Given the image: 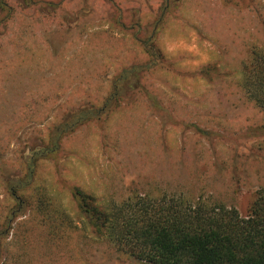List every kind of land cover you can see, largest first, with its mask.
<instances>
[{
	"label": "rangeland",
	"instance_id": "1",
	"mask_svg": "<svg viewBox=\"0 0 264 264\" xmlns=\"http://www.w3.org/2000/svg\"><path fill=\"white\" fill-rule=\"evenodd\" d=\"M6 1L14 10L13 19H18V3L26 0ZM120 1L106 2L117 6ZM251 1L257 4L255 11L247 9L242 13H231L219 8L221 2L230 3L229 0H140L141 10L135 15L141 23L132 32L140 29L137 33L144 46L167 37V29L161 28V24L157 26L152 17L146 16L149 9L155 20L171 21L175 41L170 47L173 52L184 53V57L189 58L186 61L178 59L170 66L169 77L176 82L174 92L156 83L152 75L158 72V65L154 63L158 59L149 60V54L135 39H114L109 33H95L91 27H84V32H78L80 37H74L80 41L82 50L76 46L63 48L61 41L53 36L54 31L45 32L35 40L19 38L23 44H18L17 36L10 37L11 43L8 42L9 47L4 50L7 34L12 29L10 26L8 29L7 23H0V32L4 31L0 35V98L4 96L2 103L0 101V203L7 192L8 181L19 179L21 152L29 154L31 149L47 140L46 130L61 124L62 112L75 100L71 93L78 89V93L84 95L80 101L85 105L80 106L81 111L72 113L78 114L76 119L80 120L77 125L82 129L81 133L73 143L70 140V147L59 141V146L67 153L73 150L72 155L58 160L59 148H55L50 154L51 159L41 161L36 167L33 179L36 184H45L69 207L76 204L71 192L59 183L64 178L82 183L85 189L103 200V204L145 190H153L156 194L157 190L174 191L182 186L184 192L195 190L199 193L204 188L208 194L213 193L214 197L246 215L256 190L264 186V112L256 108L239 87L242 60L238 59L244 53L245 41L243 38L237 40L238 35L234 34V28L241 25L254 26L252 32H256V27H259L258 33L264 29V6L258 5L263 3ZM76 2L80 6L100 8L99 12H93L94 18L89 25L100 30L106 27L107 31L112 30V35L122 33V25L118 22L120 12H111L109 4L103 0ZM29 3L35 9L43 5L42 0H29ZM0 15L5 16L6 11L0 10ZM47 21L53 23L54 18L48 17ZM110 21H116V24ZM225 30L231 35L226 40L233 39L235 44L220 42H225ZM259 35L261 38L255 45L264 43L262 34ZM252 45L245 47L248 52ZM49 59L53 61L50 63ZM68 69L74 73H69ZM118 69H125L126 73L115 75L114 82L132 77L129 85L119 91V98L152 102H132L120 109L121 114L112 117L108 112L91 117L103 102L100 93L105 89L102 88L103 81L108 88L107 78H112L110 70ZM19 72H23V76ZM17 73L19 78H14ZM120 77L122 79L118 80ZM28 84L30 87L25 91L30 94L22 89L17 91V86L23 88ZM5 87L9 93L17 91L11 109L8 99V103L5 101ZM113 88L110 87L108 98L114 93ZM45 90L49 92L47 98L42 92ZM26 95L21 102L20 98ZM157 100L167 101L165 111L171 122L168 126L164 124V108ZM9 111L12 124L5 120ZM157 114L162 115L158 124L154 120ZM37 116H42L39 120L42 121L41 128L36 127ZM29 120L33 123L27 126ZM114 124L118 125L120 137L111 133L107 138L104 130L111 125L115 128ZM97 131L102 134L101 138ZM90 132L92 135L88 138ZM84 150L87 152L83 153ZM73 171L77 178L72 176ZM5 217L3 213L0 219ZM31 230L33 237V228ZM43 233L48 234V240L58 238L49 225L43 228ZM20 234L13 239L14 246L10 251L13 264L19 239H25L20 238ZM71 234L66 238L62 236L63 245L46 261L45 254L42 259L39 252L46 248L45 238L38 236L23 249L25 254L21 264H32L34 260L33 264H146L118 252L107 240L96 239L80 230Z\"/></svg>",
	"mask_w": 264,
	"mask_h": 264
},
{
	"label": "trees",
	"instance_id": "2",
	"mask_svg": "<svg viewBox=\"0 0 264 264\" xmlns=\"http://www.w3.org/2000/svg\"><path fill=\"white\" fill-rule=\"evenodd\" d=\"M252 46L240 69L238 84L245 97L264 112V43ZM119 95L116 89L98 115L111 110V102ZM73 115L71 112L56 130L49 150L23 156L24 172L17 181L7 183L5 197L14 202L0 203V216L6 215L0 228V264H13L10 251L21 227H76L62 200L33 181L38 161L58 148L63 133L70 132ZM181 187L157 190L156 194L153 190L137 192L104 206L78 187L73 197L78 201L83 228L107 240L118 252L146 264H264V186L256 190L246 215L204 188L197 193L184 192ZM24 216L27 218L17 226L12 225ZM22 248L17 246L14 264L24 257Z\"/></svg>",
	"mask_w": 264,
	"mask_h": 264
},
{
	"label": "crops",
	"instance_id": "3",
	"mask_svg": "<svg viewBox=\"0 0 264 264\" xmlns=\"http://www.w3.org/2000/svg\"><path fill=\"white\" fill-rule=\"evenodd\" d=\"M225 1V0H224ZM230 1V3L228 2V3H220L219 4V8L222 10V11H228V12H236V13H242V12H244L245 10H247V9H250V10H254L255 11V5L257 6V4H256V2L255 3H251L252 1L251 0H229ZM253 1H256V0H253ZM259 1V0H258ZM262 1V3L263 4H258L259 6H264V0H261ZM260 2V1H259ZM19 7H18V11L20 12V14H18V19H13L14 18V16H12L11 15V18L8 20V23H7V25H8V29H9V26H10V28L12 29V30H10L9 31V33L7 34L8 35V37H7V40L8 41H6V45L7 46H4V50L5 49H7L9 46H8V42L9 43H11V40H10V37H13V36H17L18 38H17V40H18V44H23L24 42H23V40H20L19 38H22V37H27L28 38V41H30V40H35V39H38V37L41 35H45V32L46 33H51V32H53L54 31V33H53V36H56L60 41H61V46L63 47V48H70V47H78L79 49H83V46H81L80 45V41L78 40V39H75L74 37H80V35L79 34H77V35H74V36H71V37H66V34L63 32V30L62 29H57V28H55L54 27V25H53V23H48V21H47V18H48V16H47V14H45V12H42L41 10H40V7H38L37 9H35V8H31L32 6H31V4L28 6V8H25V7H23V5H18ZM258 6V7H259ZM140 11L141 10V8H140V6L136 3V0H135V2L133 3V1H131V2H126V0L123 2V3H121V10L119 11L120 12V14H121V18H122V21L123 22H125V27H123V26H121V29H123L122 30V33L120 34V33H114V35H112L113 34V32H112V30H106V27H104V28H102V30H100L99 29V27H97V26H91V30H94L95 31V33H99V32H104V33H109V35L111 36V37H114V39H128L129 41H130V39L132 38V39H135V41L136 42H138L137 44L138 45H141V47L145 50V52H147L148 54H149V60H151V59H153V57H155L154 56V54L156 55V57H157V61L156 62H154V63H157V70H158V72H157V74L156 75H152L153 77H154V79H155V81H156V83H158L159 85H161V86H163V87H166V88H168V90H170V92H174V89L176 88V86H175V83H174V81H172V79L169 77V73H170V71H171V68H170V66H171V64H172V62H174V61H176V60H178V59H181V60H184V61H186V60H189V58H185L184 57V53H175V52H173V48L172 47H170V44H172V42L173 41H175V37H174V35L172 34V32H173V28H172V26L170 25L171 24V21H166V22H163L162 20H160V19H156L155 20V16H154V14H153V12H151V11H149V9H148V15H146L147 17H152L153 18V20L154 21H156V25L157 26H159L160 24V27L161 28H166L167 30H166V34H167V37H166V35L164 36V40H163V38L162 39H156V40H153L152 41V43H151V45H152V49H148L146 46H144V44H143V42L141 41V38H138L137 36H135V34H133V32L132 31H130V29L129 28H127V27H129L130 26V24H131V22L135 19V17H134V15H135V12L136 11ZM258 10H261V8H258ZM14 11V10H13ZM94 11L95 12H99L100 11V8L99 7H97V8H95L94 9ZM31 13V14H30ZM127 13H129V18L127 17ZM155 17V18H154ZM161 17V16H160ZM50 18V17H49ZM127 18V19H126ZM128 20V21H127ZM161 22H160V21ZM127 26V27H126ZM225 27H226V25H225ZM242 27H244L243 28V31H239V29L241 28L242 29ZM108 28V27H107ZM233 28V27H232ZM258 28L259 27H256V32H252V29H254V26H252V25H241V27H235L234 28V34H237L238 35V39L237 40H240L241 38H243V40L245 41V46H244V48H243V51H244V53L241 55V57L238 59V60H242V63H241V65L239 66L240 67V69L242 68V66H243V62L247 59V57L249 56V53H250V51L248 52L247 51V49L245 48V47H247V45L248 44H253V45H255V43L257 42V41H259V39L261 38L260 37V35L259 34H262L261 36H263V38H264V29L263 30H260V33H258ZM237 30V31H236ZM89 31V30H88ZM169 33L171 34V35H169ZM246 33H248V35L249 36H247V34ZM115 34H117V35H115ZM6 36V35H5ZM224 36H225V42L223 41V40H220V42L221 43H234V40L233 39H229V40H226V38L227 37H231V35L230 34H228L227 32H226V30H225V34H224ZM247 36V37H246ZM137 37V38H136ZM254 37V38H253ZM167 38V39H166ZM251 38H253V39H255V40H251ZM221 39H224V38H221ZM251 40V41H250ZM71 41V42H70ZM219 42V44L221 45V43ZM235 44V43H234ZM263 44V43H262ZM253 46H251V48H252ZM137 49V48H136ZM3 53H4V51H3ZM2 53V54H3ZM1 54V55H2ZM97 54H99V53H97ZM101 54V53H100ZM99 54V55H100ZM50 63L53 61L52 59H49L48 60ZM22 65L19 63V67H21ZM63 70H67V69H63ZM122 69H118V70H115L114 72H111V70H110V73H111V79L109 78V76H108V80H109V87L107 88L106 86H105V80L103 81V85H102V88H105L104 89V91L102 92H100V93H102V97H103V102H102V104H101V106L99 107V108H97L92 114H91V117H94L95 115H97L99 112H100V110L103 108V106H104V103L106 102V100H107V98H108V96L110 95H108V93H109V90H110V87L111 86H114V76L115 75H118V73L121 71ZM68 71H69V73H71V74H73L74 72H72L73 70L72 69H68ZM67 72V71H66ZM77 72H78V70H77ZM20 74H21V76H23V72H19ZM19 73H17V74H15V75H13V77L14 78H19ZM140 73H142V72H140ZM139 73V74H140ZM161 74V75H160ZM27 81V80H26ZM25 81V82H26ZM1 84V83H0ZM177 84H180V83H177ZM105 86V87H104ZM30 87V84H28L27 86L25 85L23 88H20V87H18L17 86V91H20L21 89V91H23V92H26L25 90L27 89V88H29ZM108 89V90H107ZM73 90H77V92H75V93H71L72 94V99H75V100H73L72 101V104H70V106H68L67 108H66V110L64 111V112H62V114H61V116H60V125H53L51 128H49L48 130H46V131H48V137H47V140L46 141H42L40 144H39V146H37V147H35L34 149H31L30 150V153L28 154V152L27 153H25V152H21V154H20V159H21V161L23 160V156L24 157H26V156H30V155H32L35 151H43L44 152V150H49L50 149V147H51V144H50V140H51V138H52V136H53V133L64 123V121H66V119H67V117H68V115L71 113V112H74V111H78V109H80V106H83V105H85L84 103H83V101H80V99H82V98H84V95H80L79 93H78V89H73ZM16 91V92H17ZM4 92L6 93L5 95H6V99H5V101L8 103V101H9V104L10 105H8V107L11 109V108H13L14 107V101L16 100L15 98H14V93H16V92H12V93H9L8 92V88H6L5 87V90H4ZM43 92V95L45 96V98H47L48 96H49V92L47 91V90H45V91H42ZM27 93V95L28 94H30L29 92H26ZM27 95L26 96H24V97H21L20 98V100H21V102H22V100L24 99V98H26L27 97ZM108 95V96H107ZM3 99H4V96L2 97V98H0V101H1V103H2V101H3ZM7 99H8V101H7ZM138 101H141L142 103H147V104H150L152 101H148V100H141V99H138V100H134V99H132V100H130V101H125V100H123V99H121V98H116V99H114L112 102H111V110H109L108 111V114H110V117H112V115H114V116H116L117 115V113H119V114H121L122 113V111L120 110V109H122L123 107H126V106H128L129 104L131 105L132 104V102H138ZM158 104H160L161 106H163V108H164V111H162V115H164V117H165V122H164V124L166 125V126H168L169 124H171V122H170V119L168 118V113L165 111V108L167 107L166 105H165V103H167V101L165 102V101H163L162 102V100H157L156 101ZM3 106V105H2ZM27 109V108H26ZM9 113H11L10 111L7 113V118L5 119L6 121H7V123H11L10 122V117H9ZM107 113V112H106ZM93 115V116H92ZM162 115H160V114H157V116L154 118V120H155V122L158 124L159 123V121L161 120V118H162ZM48 117L49 116H47L46 117V119H48ZM76 117L78 118V114L77 115H73V117H72V122H73V124L74 125H72V128L70 129V132H65V133H63L62 134V136L60 137V140L59 141H62L63 143L64 142H66L67 143V145H68V147H70L69 146V142H70V140H71V142L73 143L77 138V136L81 133L80 132V130H82L77 124L78 123H80V120H77L76 119ZM42 118V116H37V122H38V124L36 125V127H39V128H41L40 127V123H42V121L40 122L39 120ZM179 119V118H178ZM77 120V121H76ZM27 123V122H26ZM25 123V124H26ZM31 123H33L32 121H30L29 120V122L27 123V126L28 125H32ZM12 124V123H11ZM82 125H83V123H81ZM115 125V128H114V126L113 125H111L110 127H106L105 128V130H104V134L105 135H107V138H109L110 136H111V133H112V136H115V137H117V136H119L120 137V135L118 134V131H117V128H118V125H116V124H114ZM166 126H165V128H166ZM162 128V127H161ZM35 131H36V128L34 129ZM96 134H97V136H99L98 138H101L100 136L102 135V134H100L98 131L96 132ZM118 134V135H117ZM92 135V132H90V135H88V138L90 137ZM109 136V137H108ZM88 140V139H87ZM88 142V141H87ZM58 148H59V153H58V156H57V158H58V160H59V158H68V157H70L71 155H72V151H70V153H67V151H66V149H62V146L60 145V146H58ZM71 149H72V147H71ZM74 149H76V148H74ZM88 149H89V142H88ZM87 149V150H88ZM87 150H84L83 151V153L84 152H87ZM81 152H82V150H81ZM137 154V153H136ZM46 159H51L50 158V155H45L44 154V158H42L41 160H39L38 161V163H37V166H38V164L39 163H41V161H43V160H46ZM22 164V167H21V173H20V175H19V177L22 175V172H24V170H25V168L23 167V163H21ZM36 166V167H37ZM36 169V168H35ZM62 173H64V172H62ZM72 176H74V178H77L76 176H75V173H74V171H73V175ZM62 177H63V175H62ZM80 177V176H79ZM78 177V178H79ZM35 178V177H34ZM34 181V183H35V180H33ZM75 182V181H74ZM74 182H71V181H68L67 179H63V180H61L59 183L61 184V185H63V187H65L67 190H69L70 192H71V195H72V199L74 200V202H75V206H73V207H69L64 201V199L62 198V197H60L61 198V200H62V203L64 204V207H66L67 208V210H68V212H69V214H70V217H72L73 219H71L72 220V223H73V225L75 226L76 225V227H70V228H67V229H62V228H58V229H53L52 227L50 228V226H49V229L52 231V233L54 232L55 234H53V235H55V236H58V238H56V237H54V239L52 238V239H49L48 240V237H47V233L45 234V233H43V228H46V226L45 225H39L40 227H36V228H34L33 229V237L31 236V233H32V230H31V228H29V232H28V228H21V229H19V231H22V234H20V238H27V241L24 239V240H21V239H19V242H20V245L18 246V248L20 249V246L21 247H23L22 249H27V244L29 243V242H31L32 240H34V239H36L38 236H43L44 238H45V249H40L39 250V252L40 253H42L41 254V258L43 259V254H45V257H44V259H45V261L46 260H50V258L52 257L51 256V253H53V252H57V248L58 247H60L61 245H63L62 244V241H63V239H62V236H65V238L67 237V236H71L72 234V232H75V231H78V230H80V231H83L84 233H86L87 235H93L94 237H95V235L91 232V230L90 229H85V228H83L82 226H81V222H80V220L82 219V217H79V210H78V201L73 197V191H74V189L76 188V187H78V188H80L81 190H83L84 192H86V193H89V194H91V195H93L97 200V203L98 204H100V205H102V206H104V205H107V204H109L110 202H120V201H122V200H124V199H126V198H128V197H126V198H124V199H122V200H120V201H115V200H109V201H107V203L106 204H103L104 203V201L103 200H101L97 195H95L94 193H92L90 190H88V189H85L84 188V186L82 185V183H79L78 181H76L75 183ZM67 183H69V185H67ZM72 183V184H71ZM36 184V183H35ZM36 185H44V186H46L45 184H43V183H38V184H36ZM46 188H47V186H46ZM148 190H145V192H143V193H146ZM135 193H137V192H134L133 194H135ZM132 194V195H133ZM132 195H130V196H132ZM2 200H7V202L8 203H11L12 204V202H14L13 200H11L9 197H5V195H4V197H3V199ZM1 200V201H2ZM23 218H27V216H24ZM20 219H22V217L21 218H18L16 221H14L13 223H12V225L13 226H15V225H17V223L19 222V220ZM6 220V218H2V219H0V228H2V224L3 223H5L4 221ZM74 221V222H73ZM4 225V224H3ZM35 225H36V222H35ZM37 229H39V230H42V231H38L37 232ZM96 239H101V238H97V237H95ZM103 240H105V239H103ZM65 241H68V239H66ZM48 242V243H47ZM64 242V241H63ZM108 242V241H107ZM110 244V243H109ZM111 245V244H110ZM18 250V249H17ZM24 258V257H23ZM23 258H22V260L20 261L19 260V264H21V262H23ZM34 262H35V260H34ZM33 262V263H34ZM32 263V264H33ZM24 264V263H23Z\"/></svg>",
	"mask_w": 264,
	"mask_h": 264
},
{
	"label": "flooded vegetation",
	"instance_id": "4",
	"mask_svg": "<svg viewBox=\"0 0 264 264\" xmlns=\"http://www.w3.org/2000/svg\"><path fill=\"white\" fill-rule=\"evenodd\" d=\"M29 0H26V2L24 3H18V5H23V7L28 8V6L30 5V3L28 4ZM105 3L109 4L108 2H106L105 0H103ZM135 2V0H128L129 2ZM140 2V0H136V3L138 4ZM121 3L122 0L120 1L119 5H111L109 4L110 7V11L114 12L115 10L120 11L121 10ZM42 4L40 5V10L42 12H45V14H47L48 17H53L54 18V22L53 25L55 28H59L62 29L63 32L66 34V37H71L74 35L79 34L78 32H84V27H91V25H89V22L93 20V12H94V7L93 6H89L88 5H83L80 6V4H78L76 2V0H42ZM53 5V6H52ZM139 5V4H138ZM0 10L2 12L6 11V15L5 16H1L0 15V23H2L3 25H5L6 23H8V20L11 18V15L13 13V9L11 7V4L9 2H7L6 0H0ZM137 14L134 15L135 19L131 22L130 26L127 27L130 29V31L135 30V27H138L140 25V20H139V16L136 18ZM118 18H121V14H119ZM122 19V18H121ZM121 19L118 21L119 24H121L123 27H125V22L121 21ZM112 24H116V21H110ZM91 23V22H90ZM87 31L89 30L88 28H86ZM137 30V29H136ZM140 30V29H139ZM139 30L134 31L133 34H135V36H137L138 38H141L140 36H138ZM4 31L0 32V35L3 34ZM136 37V38H137ZM142 41V39H141ZM152 42L148 43L146 45V47L149 49H152ZM154 56L156 57V55L154 54ZM122 73H126V70H121L118 75L122 74ZM139 74V73H137ZM136 76V75H135ZM122 79V78H121ZM132 79V77L130 79H125V80H120L119 85H116V83H114V88L113 90L115 91L116 89H118L119 91L123 88L126 87L127 85H129V81Z\"/></svg>",
	"mask_w": 264,
	"mask_h": 264
}]
</instances>
